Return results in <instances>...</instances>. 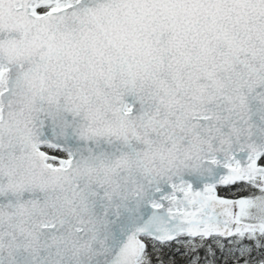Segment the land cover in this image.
I'll return each instance as SVG.
<instances>
[{
	"label": "snow or ice",
	"instance_id": "obj_1",
	"mask_svg": "<svg viewBox=\"0 0 264 264\" xmlns=\"http://www.w3.org/2000/svg\"><path fill=\"white\" fill-rule=\"evenodd\" d=\"M0 264H264V0H0Z\"/></svg>",
	"mask_w": 264,
	"mask_h": 264
},
{
	"label": "trees",
	"instance_id": "obj_2",
	"mask_svg": "<svg viewBox=\"0 0 264 264\" xmlns=\"http://www.w3.org/2000/svg\"><path fill=\"white\" fill-rule=\"evenodd\" d=\"M223 194V193H222ZM177 259L179 260V259H181V257H177Z\"/></svg>",
	"mask_w": 264,
	"mask_h": 264
}]
</instances>
